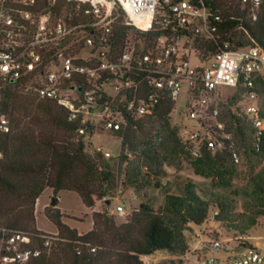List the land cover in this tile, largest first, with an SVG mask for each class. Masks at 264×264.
I'll list each match as a JSON object with an SVG mask.
<instances>
[{"label": "trees", "instance_id": "trees-1", "mask_svg": "<svg viewBox=\"0 0 264 264\" xmlns=\"http://www.w3.org/2000/svg\"><path fill=\"white\" fill-rule=\"evenodd\" d=\"M64 5L56 4V13ZM67 6L71 22L77 23L73 4ZM202 6L209 10L210 21L216 27L214 39L204 40L181 30L173 35L193 39V47L203 59L220 52L225 43L230 49L258 46L264 50V0L255 19L249 1L213 0ZM161 34L168 32L158 26L150 33L140 34L125 23L123 13H118L111 37L112 50L120 53L130 35L134 41L140 38L150 47ZM257 91L264 95V74L257 81ZM237 97L229 103L233 104ZM100 103L104 105L106 100ZM175 104L165 94L157 99L150 115L124 114L121 129L106 132L120 143L116 160L110 162L112 158L87 151L93 127L85 136H78L80 119L69 121L63 107L8 82L0 98V110L11 124L10 133L1 138L0 145V235L23 233L38 244L51 237L37 229L35 219L36 201L45 190L54 195L76 193L87 209L100 200L108 206V200L127 189L137 193L147 188L162 189L164 198L156 210L150 201L141 202L120 224L106 211L93 212L92 227L84 234L65 223L66 217L59 208L48 207L44 215L55 227L57 239L51 242V253L33 264H143L141 257L157 253L182 256L188 251L185 231L205 224L213 205L217 209L213 217L222 226L238 233L255 227L258 219L264 218V135L256 137L244 115L226 108L222 111L239 155L243 152L262 162L258 170L255 166L250 168L244 187L233 189L238 164L232 162L226 150L204 149L193 158L182 142L180 127L171 123ZM183 159L188 160L194 175L210 180L213 189L241 196L245 201L242 212L235 213L225 196L219 195L215 200L201 197L190 181L177 193L161 185L165 168ZM242 248L255 249L251 244Z\"/></svg>", "mask_w": 264, "mask_h": 264}, {"label": "built area", "instance_id": "built-area-1", "mask_svg": "<svg viewBox=\"0 0 264 264\" xmlns=\"http://www.w3.org/2000/svg\"><path fill=\"white\" fill-rule=\"evenodd\" d=\"M206 1L213 0H0V98L5 85L15 82L37 98L63 107L69 121L80 119L78 136L93 127L94 138L99 130H120L124 114H152L161 95H169L176 104L185 96L182 114L192 128L181 126L180 133L190 155L199 157L204 149L226 150L239 164L222 111H237L247 118L256 137L264 135V95L257 91V81L264 74V50L258 46L230 49L225 43L220 52L203 59L193 39L175 37L181 30L214 39L216 27L202 6ZM243 1L251 3L255 19L261 0ZM59 2L65 5L56 13ZM68 4H73L77 23L71 22ZM119 11L140 34L158 26L168 35L161 34L150 47L140 38L128 37L116 54L111 37ZM191 53L198 63L195 67L189 63ZM235 95L236 101L229 103ZM101 100L106 103L100 105ZM10 131V121L0 110V145ZM93 151L112 157L101 148ZM115 212L123 214V206H116ZM49 236L38 244L29 235L3 232L0 264H33L48 256L57 232ZM221 247L218 240L210 242L212 253ZM243 249L225 260L203 255L196 264H264V251Z\"/></svg>", "mask_w": 264, "mask_h": 264}, {"label": "rangeland", "instance_id": "rangeland-1", "mask_svg": "<svg viewBox=\"0 0 264 264\" xmlns=\"http://www.w3.org/2000/svg\"><path fill=\"white\" fill-rule=\"evenodd\" d=\"M122 16V13L118 12ZM133 40V35L129 36ZM189 63L192 67L198 65L193 53L189 58ZM23 92H26L23 87H20ZM226 91H231V88H226ZM184 97L178 99L174 112L171 115V123L174 126H181L191 129L192 126L186 116L182 114ZM92 146L87 148V151L93 153V148H101L103 151L110 152L112 159L108 161L114 162L118 155L120 143L118 140L109 136L106 132H97L95 137L91 139ZM262 165L254 157L243 153L240 156V162L237 165V174L232 182L233 189H241L244 187L246 180L250 174V168L256 167L258 170ZM166 176L161 179V185L167 186L172 193H177L184 183L190 181L196 187L197 193L206 199L215 200L217 196L222 195L228 198L234 207L235 213H241L243 210L244 199L241 196L231 195L229 190L220 191L212 188L210 180L194 175L193 170L188 163V160L183 159L176 162L173 167H166ZM52 198H57L56 207L64 214L65 223L71 228H75L79 234L88 232L92 227L93 212H107L109 216H113L117 224L122 223L135 210L141 202L150 201L156 210L162 203L164 193L162 189L147 188L139 193L134 189H127L120 195H116L111 203L107 206L104 200L97 201L95 206L87 209L82 204L79 196L73 192H60L54 195L51 190H45L35 205V219L37 229L44 234L52 235L57 231L52 223H50L44 211L50 207ZM122 205L124 208L123 214H117L115 208ZM217 209L213 205L210 208L208 220L201 227H189L185 231V238L188 244V251L182 256L169 255L166 252L157 253L150 257H141L143 264H196V259L203 255H214L220 260L234 257L237 254L244 252L242 247L251 244L252 246L264 251V218L260 217L257 225L244 233H238L233 229H228L216 222L214 215ZM212 240L221 242L222 247L219 252L212 253L209 243Z\"/></svg>", "mask_w": 264, "mask_h": 264}, {"label": "water", "instance_id": "water-1", "mask_svg": "<svg viewBox=\"0 0 264 264\" xmlns=\"http://www.w3.org/2000/svg\"><path fill=\"white\" fill-rule=\"evenodd\" d=\"M57 202H58V199L57 198H52L51 203H50V206L51 207H56ZM110 203H111V200H108L107 204L109 205Z\"/></svg>", "mask_w": 264, "mask_h": 264}]
</instances>
